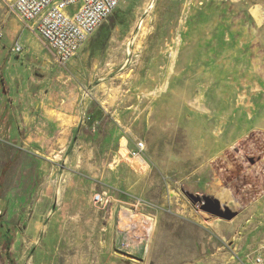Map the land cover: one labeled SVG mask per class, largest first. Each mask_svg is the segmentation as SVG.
I'll return each mask as SVG.
<instances>
[{"label": "rangeland", "instance_id": "374dc122", "mask_svg": "<svg viewBox=\"0 0 264 264\" xmlns=\"http://www.w3.org/2000/svg\"><path fill=\"white\" fill-rule=\"evenodd\" d=\"M22 44L0 264H264V0H121L65 66Z\"/></svg>", "mask_w": 264, "mask_h": 264}, {"label": "built area", "instance_id": "2783aa9c", "mask_svg": "<svg viewBox=\"0 0 264 264\" xmlns=\"http://www.w3.org/2000/svg\"><path fill=\"white\" fill-rule=\"evenodd\" d=\"M121 0H13L8 7L15 11L24 23H33L34 30L43 43L55 54L57 62L65 66L74 58L84 43L109 19ZM3 32L0 29V44ZM13 51L20 53L16 44ZM145 144L137 142L129 155L143 160ZM96 206L109 203L105 193L93 196ZM257 262H261L258 258Z\"/></svg>", "mask_w": 264, "mask_h": 264}, {"label": "crops", "instance_id": "0c3cea01", "mask_svg": "<svg viewBox=\"0 0 264 264\" xmlns=\"http://www.w3.org/2000/svg\"><path fill=\"white\" fill-rule=\"evenodd\" d=\"M11 1H13V0H0V3L5 4L6 7H7V10H8L6 12L7 15L4 14V11H2L0 13V22H4L5 25H6L2 29L0 28L1 31L3 32V39H5L4 44H2V46L0 47V56H3L5 51H8L10 48H11L12 53H13L14 56H19L22 51L20 53L14 52L13 48L15 47V45L19 44L22 47V49H23V44L22 43L28 42L31 37H34V36L36 37L38 35L37 32L34 30L32 22L27 23V24L24 23L23 20L20 18V16L15 11L11 10L8 7L9 2H11ZM97 30H96V32H97ZM90 38L84 43V45L90 40ZM15 39H16V42L13 44V41ZM83 46L81 47V49L83 48ZM81 49L79 50V52L81 51ZM8 62L10 63V66L8 67L10 72L16 73V68H17L16 64H17V62L15 60L12 62L11 59ZM4 85H5V83H0V122H1V119L5 118V117L10 120V124H8L5 127V130H4L5 132H8L9 130L7 131V127L9 128L10 125L13 126V121H14L13 114H12V111H11V110H14V108H13V100L18 99L19 96L18 95H13L12 91H10V93H9V91L4 89ZM7 170H8L7 167H4L1 170V172H0V182H1L2 178H3V174ZM2 204H4V202H3V199L1 198V193H0V206Z\"/></svg>", "mask_w": 264, "mask_h": 264}, {"label": "flooded vegetation", "instance_id": "af4514ba", "mask_svg": "<svg viewBox=\"0 0 264 264\" xmlns=\"http://www.w3.org/2000/svg\"><path fill=\"white\" fill-rule=\"evenodd\" d=\"M2 216L0 215V218H1ZM2 227L4 228L5 226L3 225V224H0V234H1V237L5 240V241H9L8 240V238L10 239V236L8 235V232H9V230L7 229V228H4L3 230H1L2 229ZM7 236V237H6Z\"/></svg>", "mask_w": 264, "mask_h": 264}, {"label": "trees", "instance_id": "16d2710c", "mask_svg": "<svg viewBox=\"0 0 264 264\" xmlns=\"http://www.w3.org/2000/svg\"><path fill=\"white\" fill-rule=\"evenodd\" d=\"M4 228L2 227V229L1 230H3Z\"/></svg>", "mask_w": 264, "mask_h": 264}]
</instances>
